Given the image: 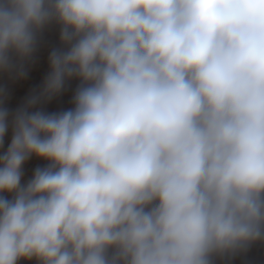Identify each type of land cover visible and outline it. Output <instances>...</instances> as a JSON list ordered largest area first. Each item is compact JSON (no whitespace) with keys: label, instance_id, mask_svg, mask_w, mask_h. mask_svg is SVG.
Instances as JSON below:
<instances>
[{"label":"clouds","instance_id":"obj_1","mask_svg":"<svg viewBox=\"0 0 264 264\" xmlns=\"http://www.w3.org/2000/svg\"><path fill=\"white\" fill-rule=\"evenodd\" d=\"M53 21L42 92L0 108V264H213L264 240V0H0V71ZM72 78L73 108L32 111Z\"/></svg>","mask_w":264,"mask_h":264},{"label":"rangeland","instance_id":"obj_2","mask_svg":"<svg viewBox=\"0 0 264 264\" xmlns=\"http://www.w3.org/2000/svg\"><path fill=\"white\" fill-rule=\"evenodd\" d=\"M61 26L55 21L46 25L37 33V44L33 55L22 66L10 72L0 71V108H5L11 115L23 107L33 96H39L43 90L45 78L50 72L49 55L54 49H65L60 40ZM22 67L25 75H18ZM80 85L78 78L66 80L61 93L51 99H42L32 111L43 110L46 113L67 111L74 107L73 96ZM12 138V129L4 137L0 154L7 150ZM49 162L32 156L23 165L21 184H26L36 168L46 167ZM8 195V194H5ZM9 198H11L9 196ZM18 264H38L35 259L20 260ZM213 264H264V240L249 245L245 250L214 256Z\"/></svg>","mask_w":264,"mask_h":264}]
</instances>
